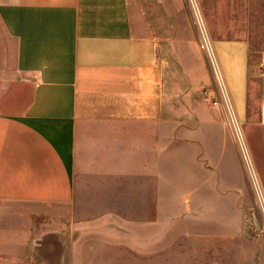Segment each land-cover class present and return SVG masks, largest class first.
<instances>
[{
	"label": "crops",
	"instance_id": "1",
	"mask_svg": "<svg viewBox=\"0 0 264 264\" xmlns=\"http://www.w3.org/2000/svg\"><path fill=\"white\" fill-rule=\"evenodd\" d=\"M203 10L199 0H0V264H79L81 173L103 171L101 158L122 171L161 158L163 125L183 111L200 120L190 129L217 125L199 112L210 83L193 22ZM211 47L243 127L248 44ZM262 250L234 264H264Z\"/></svg>",
	"mask_w": 264,
	"mask_h": 264
},
{
	"label": "rangeland",
	"instance_id": "2",
	"mask_svg": "<svg viewBox=\"0 0 264 264\" xmlns=\"http://www.w3.org/2000/svg\"><path fill=\"white\" fill-rule=\"evenodd\" d=\"M199 2L207 24L199 12L193 22L210 77L200 91L199 112L217 125L190 129L200 120L183 111L163 125L156 162L134 158L122 171V162L101 158L103 171L81 173L79 264H234L239 251L263 252L264 0ZM205 35L210 45L242 39L249 47L248 116L243 127L237 120L241 144L213 111L221 87L212 59L199 46ZM255 237L257 245L250 241ZM109 238L114 253L106 259Z\"/></svg>",
	"mask_w": 264,
	"mask_h": 264
},
{
	"label": "built area",
	"instance_id": "3",
	"mask_svg": "<svg viewBox=\"0 0 264 264\" xmlns=\"http://www.w3.org/2000/svg\"><path fill=\"white\" fill-rule=\"evenodd\" d=\"M203 39L204 41H201L199 46L203 51H205L207 57L212 59L214 68L217 74V79L221 87L220 91H217L213 96V100H212L213 105L218 107L221 110L225 127L227 131L229 132V134L231 135V137L234 139L235 142L240 141V144H241L243 142V138H242V134L240 131V127L235 117L234 111L232 109L227 90L219 74V70L217 68L215 57H214V51L211 45L208 43V39L206 35L204 36Z\"/></svg>",
	"mask_w": 264,
	"mask_h": 264
}]
</instances>
